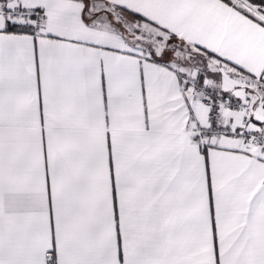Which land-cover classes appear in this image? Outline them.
I'll list each match as a JSON object with an SVG mask.
<instances>
[{
	"label": "snow or ice",
	"instance_id": "1",
	"mask_svg": "<svg viewBox=\"0 0 264 264\" xmlns=\"http://www.w3.org/2000/svg\"><path fill=\"white\" fill-rule=\"evenodd\" d=\"M0 264H264V0H0Z\"/></svg>",
	"mask_w": 264,
	"mask_h": 264
}]
</instances>
